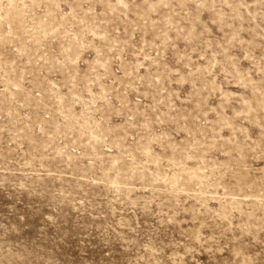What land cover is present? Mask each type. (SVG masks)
Instances as JSON below:
<instances>
[{
    "label": "clouds",
    "instance_id": "9594fccd",
    "mask_svg": "<svg viewBox=\"0 0 264 264\" xmlns=\"http://www.w3.org/2000/svg\"><path fill=\"white\" fill-rule=\"evenodd\" d=\"M60 3L73 11L53 12L54 7L58 8L56 0H33L29 19L34 27H18L15 42L0 52V58L28 50L34 43L43 44L52 37L51 42L58 43V50L45 54L40 69L50 65L46 68L48 72L61 71L67 76L64 87L68 88V94L64 100L71 109L78 104L84 107L87 101L84 112L87 119L82 117L66 125L64 137L70 139V134H77L79 147L84 150L92 146L101 151L108 149L101 167L111 171L112 176L97 179L110 187L127 188L116 197L126 212L156 216L165 225L174 222L179 214L177 209H183L176 204L178 190L170 180L165 183L172 160L186 153L199 159L211 151L220 152L232 161L239 158L241 142L235 138L225 141L220 136L219 116L225 113H219L215 124L208 122L205 113H212V102L222 100L229 84L239 80L232 57L234 49L247 43L243 34H255L264 41V0H71L70 3L60 0ZM19 6L13 0H0V12L7 13ZM205 13L208 19H200ZM213 25L225 33L226 43L216 40ZM192 33L195 35L190 38ZM181 44L183 48L179 47ZM86 56L88 59H84ZM16 60L23 57L16 56ZM81 64L88 65L84 75L80 72ZM232 100L239 105L238 111L233 109V121L255 124L259 119L264 135V68L260 70L259 89ZM113 118H120L121 122L113 125ZM97 119L102 128L97 126ZM180 133H185V138L177 144L175 137ZM248 139L245 137L244 143ZM53 143L49 147L55 153ZM67 156L75 159V150L64 157V163L71 167ZM50 158L56 156L50 154ZM14 162L21 169L28 168L24 156ZM33 164L29 177L36 176L39 170V161L34 159ZM24 183L32 187L28 181ZM137 186L148 195L129 199ZM49 195L59 208L68 193L65 189ZM158 231L153 225L142 229L133 218L121 217L115 227L110 224L101 233V264H180L179 258L172 261L166 255L153 254L152 249L163 253L156 239ZM189 239L194 244L202 241L201 247L207 245L208 264H264V227L224 228L212 237L197 239L194 234ZM36 241L16 234L11 225L7 229L0 225V264L54 261L50 248L56 242H46L42 236H37Z\"/></svg>",
    "mask_w": 264,
    "mask_h": 264
},
{
    "label": "rangeland",
    "instance_id": "374dc122",
    "mask_svg": "<svg viewBox=\"0 0 264 264\" xmlns=\"http://www.w3.org/2000/svg\"><path fill=\"white\" fill-rule=\"evenodd\" d=\"M32 2L13 0L20 6L7 13L0 12V52L15 42V36L19 35L18 27H34L29 19ZM56 4L58 8L54 7L53 12L63 10L67 14L73 11L60 0H56ZM200 19L207 20L208 14ZM211 30L217 41L226 43L224 32L215 25ZM194 35L190 34V38ZM243 40L247 43L234 49L235 56L232 57L239 80L229 84L222 100L212 102V113H205L212 124L221 111L225 113L219 116L220 136L225 141L235 138L241 142L239 158L232 161L220 152L211 151L200 155L199 159L186 153L184 157L172 160V170L165 183L170 180L178 190L176 204L183 211L177 209L179 214L175 221L166 225L156 216L126 212L116 197L127 188L110 187L99 182L98 177L112 176L111 171L101 167L108 149L101 151L92 146L90 150H84L79 147L77 134H70V139L64 137L66 125L82 117L87 119L84 116L87 101L84 107L78 104L74 110L71 109L68 101L64 100L68 94V88L64 87L67 76L61 71L48 72L46 68L50 65L40 69L45 54L58 50V43H52V37H48L43 44L34 43L28 50L21 49L15 55L0 58V225L4 229L11 225L16 234L30 237L34 243L37 236H42L46 242L55 241L56 246L50 248L55 259L49 264H101V233L110 224L115 227L121 217L133 218L142 229L149 225L158 228L156 239L161 243L163 253L152 249L153 254L166 255L172 261L179 258L180 264H208L210 253L207 245L201 247L202 241L194 244L189 239L194 234L198 239L199 236L218 235L224 228L239 226L249 230L264 227L262 125L259 119L255 124L247 120L237 123L232 119L233 109L239 110V105L234 104L232 98L250 95L252 90L260 87L264 41L248 33L243 34ZM16 56H22L23 60L17 61ZM244 56L248 58L243 59ZM87 68L86 64L80 65L82 75ZM143 71L141 69V74ZM120 122V118L112 119L113 125ZM97 126L103 127L98 119ZM245 137H250L246 143ZM184 138L185 133H180L175 137L176 143H181ZM52 141L55 153L49 147ZM73 150L75 159L67 156L72 164L69 167L64 163V157ZM50 154L56 158L51 159ZM20 156L28 159V168L21 169L20 164L14 162ZM34 159L39 161V170L36 176L29 177L28 172L35 167ZM25 181L32 187L29 188ZM65 189L67 200L57 208L49 193ZM140 195L148 193H141L137 186L128 198ZM153 208L159 211L155 205Z\"/></svg>",
    "mask_w": 264,
    "mask_h": 264
}]
</instances>
